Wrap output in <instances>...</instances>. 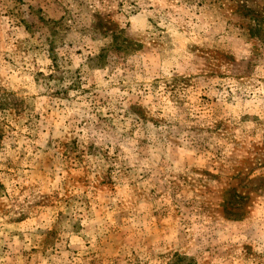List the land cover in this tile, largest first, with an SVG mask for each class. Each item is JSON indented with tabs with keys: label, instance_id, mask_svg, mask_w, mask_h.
<instances>
[{
	"label": "rangeland",
	"instance_id": "1",
	"mask_svg": "<svg viewBox=\"0 0 264 264\" xmlns=\"http://www.w3.org/2000/svg\"><path fill=\"white\" fill-rule=\"evenodd\" d=\"M264 264V0H0V264Z\"/></svg>",
	"mask_w": 264,
	"mask_h": 264
},
{
	"label": "trees",
	"instance_id": "2",
	"mask_svg": "<svg viewBox=\"0 0 264 264\" xmlns=\"http://www.w3.org/2000/svg\"><path fill=\"white\" fill-rule=\"evenodd\" d=\"M169 264H195V262L187 256H175Z\"/></svg>",
	"mask_w": 264,
	"mask_h": 264
}]
</instances>
